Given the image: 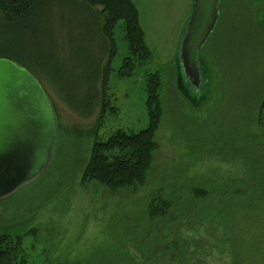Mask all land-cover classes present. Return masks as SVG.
I'll use <instances>...</instances> for the list:
<instances>
[{"label":"rangeland","instance_id":"1","mask_svg":"<svg viewBox=\"0 0 264 264\" xmlns=\"http://www.w3.org/2000/svg\"><path fill=\"white\" fill-rule=\"evenodd\" d=\"M59 2L38 8L5 53L43 87L57 132L44 172L0 198V232L22 238L26 264H264V0H221L196 89L178 58L192 0H131L150 58L129 76L119 71L129 55L123 22L104 73L101 17ZM97 66L99 102L84 116L66 100L86 98L79 87ZM153 72L161 110L145 184L82 183L95 142L146 128ZM161 200L166 217L154 218Z\"/></svg>","mask_w":264,"mask_h":264},{"label":"trees","instance_id":"2","mask_svg":"<svg viewBox=\"0 0 264 264\" xmlns=\"http://www.w3.org/2000/svg\"><path fill=\"white\" fill-rule=\"evenodd\" d=\"M48 1L50 2V0H0V58L11 60L6 54H11L9 46L13 43L12 41H16L17 37L20 38L22 32L20 29L25 25L26 21L38 11V8H42L43 5L48 6ZM57 2L61 5L64 3L74 4L78 6L79 11L84 10L92 16L101 17L100 21L99 18L97 19L94 27H96L99 34L102 32L103 37L100 36V38H105L104 41L107 42V58L103 64L101 60L103 58L99 59L101 71L103 69L104 73H107L110 60L116 54L114 42L110 37L118 21L123 22L124 37L129 52L128 57L123 59L122 67L119 69L122 75L129 76L137 63L150 58V51L145 44L143 30L141 25H139V14L131 0H57ZM100 6L102 9L98 11L97 8ZM102 49H105V47ZM103 51L105 50L101 52ZM96 69L98 71V66ZM124 69L128 71V74L122 72ZM101 71L99 68V71L91 77V81L85 82L84 86L81 83L82 85L79 88L83 91L82 95L86 93L87 96L81 99L79 105H74L72 101L66 100L67 103L84 116L90 115L93 108L98 105L97 82L101 80ZM157 75L156 72L148 74L145 80V104L148 115L146 128L137 132H116L107 138L106 141L95 142L89 164L82 172V183L95 181L111 191L124 187L134 188L136 185L145 184L151 156L156 147L152 137L158 122V114L161 110ZM101 83L103 87L104 83L102 81ZM261 107L264 110V100ZM194 192L198 193L197 197L204 193L201 191ZM169 205L161 200L157 203L151 215L158 219L166 217L165 213ZM232 212L233 209L225 210L226 224L232 222ZM220 220H223V218ZM21 243L22 238L20 236L3 231L0 232V264H26ZM168 246H163L162 250H167Z\"/></svg>","mask_w":264,"mask_h":264},{"label":"water","instance_id":"3","mask_svg":"<svg viewBox=\"0 0 264 264\" xmlns=\"http://www.w3.org/2000/svg\"><path fill=\"white\" fill-rule=\"evenodd\" d=\"M179 43L185 78L198 83L199 53L217 24L221 0H192ZM49 98L20 64L0 58V198L39 177L48 167L56 138Z\"/></svg>","mask_w":264,"mask_h":264},{"label":"flooded vegetation","instance_id":"4","mask_svg":"<svg viewBox=\"0 0 264 264\" xmlns=\"http://www.w3.org/2000/svg\"><path fill=\"white\" fill-rule=\"evenodd\" d=\"M199 77H200V76H199ZM199 77H198V79H199ZM186 79H188L189 82H191V84H192V88H193V89H196V87L198 86V83H199L200 79L198 80V83H194V82H192L188 77H187Z\"/></svg>","mask_w":264,"mask_h":264}]
</instances>
